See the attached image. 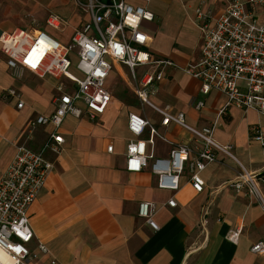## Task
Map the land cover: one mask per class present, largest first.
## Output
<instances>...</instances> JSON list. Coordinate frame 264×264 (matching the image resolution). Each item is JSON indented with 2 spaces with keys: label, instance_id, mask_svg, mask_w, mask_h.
Returning a JSON list of instances; mask_svg holds the SVG:
<instances>
[{
  "label": "crops",
  "instance_id": "0c3cea01",
  "mask_svg": "<svg viewBox=\"0 0 264 264\" xmlns=\"http://www.w3.org/2000/svg\"><path fill=\"white\" fill-rule=\"evenodd\" d=\"M125 1L145 5L154 14L152 21L142 22L152 58L184 66L198 59L202 46L194 9L211 8L215 16L231 0ZM248 6L264 21L263 5ZM51 13L66 20L61 29L45 23ZM31 18L34 26L68 44L87 16L75 0H0L2 32L28 27ZM113 69L126 80L121 64L115 63ZM34 75L23 70L16 76L0 51V176L17 143L38 150L53 130L52 124L40 125L31 139L27 137L29 121L37 115H50L55 108L58 80L51 76L36 79ZM156 85L157 91L150 96L155 104L182 112L196 127L217 119L215 139L231 144L247 169L262 170L264 149L253 136L257 129L264 132V115L236 106L220 113L225 95L216 90L202 94L199 80L175 67L167 66ZM8 88L19 92L22 107H17L18 98L6 94ZM123 97H113L111 92L105 112L94 120L67 115L60 124V151L46 154L54 169L27 212L33 230L28 247L35 250L40 241L49 252L28 264H51L52 259L56 264H264V254L250 250L256 241L264 240V211L254 199L226 184L237 171L232 160L219 154L217 162L208 164L201 172L204 185L200 192L192 188L187 170L180 176L177 190L158 188L156 175L149 168L135 173L125 170L126 145L134 138L127 128V114L137 109ZM198 101L203 102L199 108ZM147 116L161 136L175 143L192 140V135L176 124L161 125L153 110H148ZM149 137L146 127L141 138ZM150 148L154 156L163 157L171 145L155 135ZM170 198L174 206L167 204ZM141 202L153 205L157 230L139 215ZM234 228H240L235 243L226 237Z\"/></svg>",
  "mask_w": 264,
  "mask_h": 264
},
{
  "label": "built area",
  "instance_id": "2783aa9c",
  "mask_svg": "<svg viewBox=\"0 0 264 264\" xmlns=\"http://www.w3.org/2000/svg\"><path fill=\"white\" fill-rule=\"evenodd\" d=\"M75 2L87 19L75 28L68 44L34 26V18L28 27L0 34V51L16 76L26 70L40 78L51 76L58 80L53 95L54 111L32 118L27 137L31 139L40 125L52 124L53 130L38 150L17 143L11 161L0 176V264H6L4 259L10 264H28L49 252L40 241L35 250L28 247L33 238L28 208L54 169V162L46 154L59 153L63 137L57 131L67 115L94 120L105 112L111 100L106 80L115 63L126 68L127 83L139 104L153 110L161 125L173 123L192 135L191 141L175 143L161 136L142 111H129L127 128L134 138L126 145L125 170L135 173L149 168L156 175L157 187L167 190H177L180 176L187 170L192 188L200 192L204 185L201 172L208 164L217 162L221 154L237 166L234 178L226 184L254 199L264 211V155L262 170L251 171L235 155L231 144L215 139L217 119L196 127L186 121L182 112L173 111L167 104L157 105L150 98L157 91V82L164 77V69L170 66L198 79L202 94L211 90L224 94L226 100L220 113L236 106L264 115V21L260 22L248 6H264V0H231L215 16L211 8L203 10L197 6L194 19L202 33V46L198 59L184 66L169 59L152 58L146 49L149 37L142 29V22L152 21L154 14L145 5H132L125 0ZM45 23L61 29L66 20L51 13ZM137 68L142 69L140 74ZM6 94L20 98L13 88L6 89ZM22 105L19 99L17 107ZM202 105V101L196 103L197 108ZM146 127L150 137L143 139L141 135ZM155 135L171 145L167 156L156 157L148 149ZM253 138L264 149V132L257 129ZM111 149L109 145L107 150ZM167 204L174 206V199L170 198ZM138 213L152 229H158L152 218L151 203L141 202ZM21 234L29 238L25 240ZM239 234L240 228H234L226 237L235 243ZM250 250L264 254V240L256 241ZM50 263L56 261L52 259Z\"/></svg>",
  "mask_w": 264,
  "mask_h": 264
},
{
  "label": "rangeland",
  "instance_id": "374dc122",
  "mask_svg": "<svg viewBox=\"0 0 264 264\" xmlns=\"http://www.w3.org/2000/svg\"><path fill=\"white\" fill-rule=\"evenodd\" d=\"M54 36V34H51ZM119 67V66H118ZM122 67V74L126 78L127 70L126 68L121 65ZM142 71L141 68H137V72L140 74ZM74 74L76 72L73 71ZM34 75V74H33ZM36 79H39L36 75L32 76ZM106 85L109 86L112 96H119V94H122L124 97L122 98L126 103L130 104L132 108L139 109L144 114L148 115V108L147 106H141L138 102V100L135 98V95L133 94L132 90L130 89L127 78L126 80L117 72L116 69H113L109 75V77L106 80Z\"/></svg>",
  "mask_w": 264,
  "mask_h": 264
},
{
  "label": "clouds",
  "instance_id": "9594fccd",
  "mask_svg": "<svg viewBox=\"0 0 264 264\" xmlns=\"http://www.w3.org/2000/svg\"><path fill=\"white\" fill-rule=\"evenodd\" d=\"M147 18L148 19H151V15L150 14H147ZM142 39V38H141ZM22 235V238L23 239H25V240H27L29 237L28 236H24L23 234H21ZM17 250L19 251L20 249L19 248H17Z\"/></svg>",
  "mask_w": 264,
  "mask_h": 264
},
{
  "label": "bare ground",
  "instance_id": "6f19581e",
  "mask_svg": "<svg viewBox=\"0 0 264 264\" xmlns=\"http://www.w3.org/2000/svg\"><path fill=\"white\" fill-rule=\"evenodd\" d=\"M6 264H10L11 262L8 259H4Z\"/></svg>",
  "mask_w": 264,
  "mask_h": 264
},
{
  "label": "snow or ice",
  "instance_id": "6c2138e0",
  "mask_svg": "<svg viewBox=\"0 0 264 264\" xmlns=\"http://www.w3.org/2000/svg\"><path fill=\"white\" fill-rule=\"evenodd\" d=\"M133 167H135V162H133Z\"/></svg>",
  "mask_w": 264,
  "mask_h": 264
},
{
  "label": "water",
  "instance_id": "95a60500",
  "mask_svg": "<svg viewBox=\"0 0 264 264\" xmlns=\"http://www.w3.org/2000/svg\"><path fill=\"white\" fill-rule=\"evenodd\" d=\"M2 33V31L0 30V34Z\"/></svg>",
  "mask_w": 264,
  "mask_h": 264
}]
</instances>
